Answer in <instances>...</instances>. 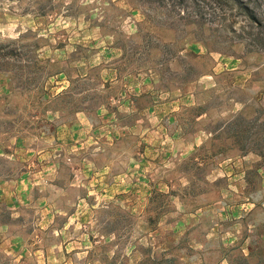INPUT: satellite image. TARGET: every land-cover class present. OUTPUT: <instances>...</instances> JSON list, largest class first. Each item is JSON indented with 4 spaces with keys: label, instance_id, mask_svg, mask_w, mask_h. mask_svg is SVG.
Instances as JSON below:
<instances>
[{
    "label": "rangeland",
    "instance_id": "374dc122",
    "mask_svg": "<svg viewBox=\"0 0 264 264\" xmlns=\"http://www.w3.org/2000/svg\"><path fill=\"white\" fill-rule=\"evenodd\" d=\"M259 108L264 0H0V264H264V158L212 156Z\"/></svg>",
    "mask_w": 264,
    "mask_h": 264
},
{
    "label": "crops",
    "instance_id": "0c3cea01",
    "mask_svg": "<svg viewBox=\"0 0 264 264\" xmlns=\"http://www.w3.org/2000/svg\"><path fill=\"white\" fill-rule=\"evenodd\" d=\"M193 93H194L193 90H192V92L191 91H188V93L187 94H184L183 95L184 97H182L181 99H179L177 101V103H172V104H175L176 106H178V105H184L182 101H184L185 99H188L191 102V105L189 103V106H192V104L194 102V95H193ZM172 104H170V105H172ZM176 110H177V108H175L174 110H171L170 112H166L164 114L165 118L166 119H172L171 117L173 116V114H169V113H172V112H174ZM77 121H79V122H77ZM77 121H72L67 126L61 125L59 127L60 128V132H58V133L59 134L60 133H63L65 135V138L66 139H69V141H68L69 143L75 142L76 141L75 138L77 137L76 136V133L75 132H72L71 129H73V127L82 126V121L79 120V118H78ZM69 129H70V131H69ZM165 131H167V130H165ZM179 133H180V135L183 134V129L180 126H177L176 130L172 133V136H173L172 138H174L175 135L178 136ZM52 138L54 139L53 136H52ZM206 139H207V135L206 134H204L203 132H200V131H194L192 133V137L190 138L189 143H190V145H193L194 148H197L202 143H204L206 141ZM0 155H2V154H0ZM113 181L116 182V179H114ZM117 181H119V180H117ZM21 191L22 190H20V192H17V193L19 194V193H21ZM165 192L167 193L168 190L166 189ZM116 193H120V192H116ZM148 196H149V194L146 196V199L148 198ZM2 198H3L2 195H0L1 203H4L5 200H2ZM180 207L181 206H179V205L176 206V210L178 211L179 218H178V221H176L177 222L176 225H175V222L173 223L175 225V227H177L178 229H179V227L183 228V225H186V224L188 226V223L189 222H192L194 219H197V218H195V216L193 214H189V215H183V214H181V213H184V211H182L180 209ZM133 210H135V209H133ZM54 213H55V215H60L63 212H59L58 210H55ZM64 215L66 216V214H64ZM56 217L57 216H55V218ZM49 227H53V220H51V222L49 223ZM68 227L69 226L67 225V222L66 221L62 222L61 223V226H59V227L57 226L58 229H64V230L67 229ZM168 229H171V227L168 228ZM179 234H181V233H179ZM3 239L5 240L4 237L2 238V240ZM90 241H92L91 238H90V240L89 239H86V241L84 239H82V238H76V240H73V238H71V237H69V238H61L60 241L59 240L58 241L56 240L54 242L55 245L52 247V251L50 252L51 253L50 255L53 256L54 258H59L63 264H67L68 261L70 262L72 260V257L71 256L73 255V253H72L73 250H76L75 254H77V255L78 254H81L82 255L83 253H85V256H84V258H85L86 255L90 251V250H88V245L90 244ZM14 243L16 244L18 242H17V239H15L13 237H10L8 239V241H5V244H7L8 246H14ZM179 244H181V243H179ZM79 245H80V247H79ZM82 245H87L86 247H84V249H86V251L85 252H82V251L81 252H77L78 250L81 249V246ZM195 245H196L195 248H194L193 245L188 246V247H189V251L190 252H195V254H196L195 257L196 258L194 260H192L190 263H187V261H186L187 258L186 257H183V256H180V257H177V260L179 262L178 264H186V263L187 264H203L201 262V260H199L198 258H201V255L204 254L203 253L204 250H206L207 252H209V249L210 248H209V246H207L205 249H203V245H201L199 243H196ZM68 246H73L75 248H71V250H69L68 249ZM14 247L16 248V246H14ZM133 250H134V247L132 248V251ZM158 252L163 257L162 260H161V262H164V264H171L174 261L173 258H169V253H168L169 251L166 250L165 246H164V248L159 249ZM129 253H131V251ZM133 253H135V252H133ZM139 259H140L139 261L142 262V260L144 258L142 256H140ZM202 259L205 261L204 263L206 264L207 258L206 257H202ZM135 263L137 264V262H135ZM207 263H209V260H207ZM219 264H225V259L222 258L221 261L219 262Z\"/></svg>",
    "mask_w": 264,
    "mask_h": 264
},
{
    "label": "trees",
    "instance_id": "16d2710c",
    "mask_svg": "<svg viewBox=\"0 0 264 264\" xmlns=\"http://www.w3.org/2000/svg\"><path fill=\"white\" fill-rule=\"evenodd\" d=\"M180 1V0H179ZM244 106L246 103H243ZM264 113V108H259L255 111L256 116L252 120H246L243 116L242 111L235 114L233 120L230 124L225 126L226 130L223 134L226 135V139H231L232 144L230 146H218L214 149L212 156H219L225 152L235 150L240 154H244L246 152H256L260 157L264 158V136H261V132H256L255 126L257 122L260 120L261 115ZM262 128L264 125L262 124ZM264 133V129H263ZM258 139L262 141L260 147L248 146V142L251 143Z\"/></svg>",
    "mask_w": 264,
    "mask_h": 264
}]
</instances>
